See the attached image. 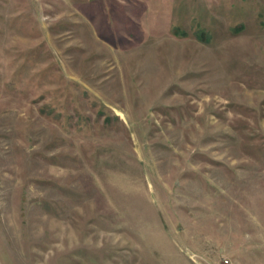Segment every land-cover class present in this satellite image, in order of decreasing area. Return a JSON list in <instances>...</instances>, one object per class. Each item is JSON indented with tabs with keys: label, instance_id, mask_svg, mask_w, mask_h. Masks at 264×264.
Here are the masks:
<instances>
[{
	"label": "rangeland",
	"instance_id": "obj_1",
	"mask_svg": "<svg viewBox=\"0 0 264 264\" xmlns=\"http://www.w3.org/2000/svg\"><path fill=\"white\" fill-rule=\"evenodd\" d=\"M0 264H264V0H0Z\"/></svg>",
	"mask_w": 264,
	"mask_h": 264
}]
</instances>
